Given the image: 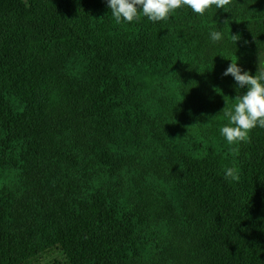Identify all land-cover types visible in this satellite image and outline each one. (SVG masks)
Listing matches in <instances>:
<instances>
[{
	"label": "trees",
	"instance_id": "obj_1",
	"mask_svg": "<svg viewBox=\"0 0 264 264\" xmlns=\"http://www.w3.org/2000/svg\"><path fill=\"white\" fill-rule=\"evenodd\" d=\"M260 53L264 0L120 24L107 0H0V264H264V129L184 143Z\"/></svg>",
	"mask_w": 264,
	"mask_h": 264
},
{
	"label": "clouds",
	"instance_id": "obj_2",
	"mask_svg": "<svg viewBox=\"0 0 264 264\" xmlns=\"http://www.w3.org/2000/svg\"><path fill=\"white\" fill-rule=\"evenodd\" d=\"M231 2L232 0H107V5L115 23L120 24L122 21L131 23L139 20L141 12L153 23L165 21L173 12L185 6L202 16L213 6L223 9ZM227 22L225 21V24ZM209 36L212 43H218L224 38L220 30L210 31ZM232 39L237 42L240 37L232 35ZM223 75H231L238 86L237 89L246 87L247 90L233 99L231 108L225 102L221 113L228 123L221 127L220 133L229 145L250 142L249 133L252 129H264V65L258 64L256 74L252 75L243 71L236 60L229 64ZM224 178L238 181V169L226 168Z\"/></svg>",
	"mask_w": 264,
	"mask_h": 264
},
{
	"label": "rangeland",
	"instance_id": "obj_3",
	"mask_svg": "<svg viewBox=\"0 0 264 264\" xmlns=\"http://www.w3.org/2000/svg\"><path fill=\"white\" fill-rule=\"evenodd\" d=\"M258 61L262 64L264 63V53H260L258 55ZM142 76H146V74L140 73ZM224 79L227 84L225 86V93H228L229 95L226 96L223 104L225 105V102L228 104L229 108L232 107V105L234 104V100L235 97L240 94L241 92H243L245 90V88L243 89H233V88H237V84H235L233 81H231L230 79L226 78L223 74L220 75L219 80L220 79ZM215 98H218V95L213 94L212 95ZM222 97V95H221ZM163 106H168L167 105V94L165 96V94L163 95ZM191 122V133L189 135V137L187 138L185 142L190 143L192 140L194 139H199L202 138L203 136L206 137L207 139V143H208V136H207V131L210 130L211 128H219L221 129V127H223L225 124L228 123L226 118H213L212 119V115L210 116H198L196 117V119L194 120H190ZM174 126V123L170 120V116L166 115L165 117L162 118V127L164 130L166 131H171L172 127ZM250 135V133H249ZM212 141L215 142L216 145H218L223 151H225L226 153H229L230 155L233 154L235 148L232 147V145H229L225 138L221 135L218 140H213ZM62 261V254L57 251H51L47 254H45L41 260L39 261L38 264H60Z\"/></svg>",
	"mask_w": 264,
	"mask_h": 264
}]
</instances>
